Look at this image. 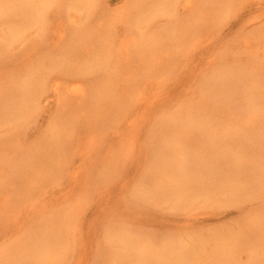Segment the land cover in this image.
Instances as JSON below:
<instances>
[{
	"label": "rangeland",
	"instance_id": "obj_1",
	"mask_svg": "<svg viewBox=\"0 0 264 264\" xmlns=\"http://www.w3.org/2000/svg\"><path fill=\"white\" fill-rule=\"evenodd\" d=\"M61 1L65 2L66 0ZM211 1L194 0V2H192L194 4L193 13H197V15L200 16L203 12L207 15H203V17L206 16V19H201L202 15L198 17L193 16V13H189L191 10H187L191 8L190 6H186L187 10L185 11H183L181 7L179 9V6L175 7L176 10L179 9L183 11L181 12L178 10L179 12H176H181L183 17L174 14L176 10L170 11L169 15L173 16H169V19L168 16L167 18L165 16L164 20L162 17L163 21L160 22V25L167 20L169 21H167L168 24H170L172 20L171 22L174 23L176 28L175 21L178 22L181 20L182 23H179L182 25L177 24V26L179 25V29L177 28V30L183 29L187 30V33H190L188 34L191 37H188L189 39L186 38L187 34L185 35V43L183 40H181V43H177L176 41L172 43L175 45V47H172L174 54L179 51L177 50L179 47H184V50L179 48L183 52L179 51L180 55L178 53L179 56L177 58H180L178 61L175 60V62L172 58L174 54L169 55V59H173L172 61L176 65L174 64L173 66V62L171 61V63L170 60H168L169 62H167V65L169 63V66L166 65L164 67V64L160 65L162 62H157L156 59L152 58L150 61L157 62V64L154 62L153 64H155V66H150L151 64H149L150 68L148 69L143 65L144 68L146 67L143 69L142 64L148 65L147 63L152 62L149 61L145 63L144 60L146 61V59L143 58V63H139L140 59L135 60L137 52L134 51L136 56H134V54L131 55L132 60L127 62L129 67L120 66L118 70L119 74L115 89L116 95L113 99L105 97L101 99V113L94 117L96 118V122L93 123L92 126H90L86 119L87 117L92 118L94 113L91 102H89V100L85 102V100L91 96L90 94L83 100L84 102H82V104L75 99L77 106L75 103L74 106H72L66 104L64 99L62 101V98L59 96L51 94L50 89H48L39 96V110L34 112L33 121L27 127V130H25V134L20 138L17 137L13 139L12 135H15L16 132L15 124L10 126L4 125L0 128V253L14 243L20 244L28 240L32 235L31 228L34 226L36 229L40 220L49 215L50 219H53L52 223L62 226L61 228L63 231L67 233V242L73 247L70 250L66 249L64 245L63 247L59 245L58 248H62L64 254V259L62 258L63 261L61 264H142L135 262L134 259L132 260V255L134 253L133 249L140 246V243L136 242L134 239L141 233H145L147 236H155L156 240H158L157 244H159L158 242L160 241L161 244H163V241H165L167 237V240L163 244H167V246L171 240H173L172 238H174L175 241H172L173 243L171 242V244L177 245L173 246L176 247L175 250L181 252L182 259L191 258V255L194 256V258L192 257L194 261L190 259L192 264L193 262L194 264L199 263V260L196 259L201 254L207 257L211 254L210 251L217 252V247L221 246L222 242L220 244V241L222 240L225 241V244L227 242L226 240L229 239V242H232L234 241L232 239H235V242L239 240L240 242H238L241 244L246 241L249 245L254 243L255 240L258 245L254 243L253 248H261V245V249L264 248V221H261L264 220V207L262 209L264 198L258 201L261 195L256 196L253 193L247 195V192H242L246 196L240 193L239 195H242V198L237 196L234 198V201L233 199L228 203L216 201L218 203L216 204V202L213 203L214 198L211 200L207 198L206 195L199 194L195 196L196 198L198 197V199L199 197L201 198L197 200L199 202H195V198L192 203L190 201L191 199L188 197L191 202L190 205V203L188 204L187 202L188 200L184 201L182 199L181 201V199L177 197L178 200L180 199L178 202L177 200L174 201L177 198L172 200L168 198V195L176 197L171 191L173 184L165 178L166 176L162 182L164 174L161 175L162 178L160 179L158 175L160 172L156 174L159 178H155L154 183L156 182L162 187L152 190L150 184H145L143 181L142 185L139 187L144 189L147 198L140 200L135 195L136 187H138L139 182L141 184L142 172L148 167V162L151 161L149 158L147 162V151H145V146H147V143L149 144L150 141L148 139H150L152 135L150 133L154 134L161 120H165L167 117L170 118L173 112L182 108L186 103H189L191 98V101H196L203 97V90H198L202 89V84L200 85V83L204 82L202 80L206 79L204 78L205 76L207 77L212 74L211 71H214L215 67L223 62L222 59L227 58L229 61V59L234 58L233 62L236 63L237 61L240 62L239 64H243V66H239L240 69L242 67V69H246L247 71H249L248 69L250 68L251 70L252 68L257 70L255 69L256 66L257 68L260 66L264 71V0H240L241 2L233 7L234 10L231 11V13L227 12L226 16H224V18L222 17L217 26L214 25L215 23L211 24V21H216V19L212 20L214 19L212 15H209L211 12L209 11L208 14L206 13L212 6L216 7L215 4L219 5L217 2L218 0ZM128 2L130 3L131 0H106L103 5L104 8L101 9L104 11V18L109 20L115 34L119 37L120 35L121 37L123 36L122 33H127V36L130 30V32H132L130 25L127 26L129 23H127L126 19L122 22L116 20L119 12L127 6L126 4H128ZM202 2L205 3L203 4L204 6ZM196 8L199 11H197ZM199 8L206 10V12L203 10L200 11ZM208 15L211 20L208 18ZM175 16H179L180 19H177L178 17L176 18ZM192 16L195 17L194 20L197 18L199 20L193 21ZM121 17L122 15L119 16V18ZM56 18L59 19V17H54L53 19L55 22H51V27L53 31L57 30L58 33L61 31L60 28L58 30V26L61 27V25L64 24V27L61 28H66L65 23L78 25L81 19H83L81 14L74 13L73 11L69 13L68 21L66 18H63L60 19L62 23H59L58 21L60 20L57 21ZM185 18L193 21L192 23L188 21L190 26L186 28L183 25V23H185ZM125 21L127 24H123ZM56 22L58 26L54 24ZM190 23L193 25L191 26ZM196 23L200 26L198 27ZM157 25L151 28L152 31L150 30L149 33L154 30H161V26ZM193 27L196 28V30H194ZM3 32H6L5 37H7V30H3L1 34L2 39H4ZM25 33L26 36H24L25 38H23L22 41L18 39L15 40L13 44L9 43L7 40H11L12 38L9 34L8 38H5L4 41L2 40L3 42H7V45L11 44L12 48L9 47L10 49L8 47V49H4L7 45L2 44L3 42L0 41L1 44L4 45L2 49H4V51L10 50L11 52V58L6 56L7 59H0V79H4L11 75L13 70L14 73H16V71L18 72L19 69L22 70L25 66V63L22 62L27 60L28 57H31L32 60H36V57L48 51V49H46L47 47L50 49L53 48L51 42H48V44L46 42L47 47L45 48V46H43L44 41L42 38L41 41L39 40L40 37L35 33V30H27ZM191 34H194V37L191 36ZM132 35L129 34V36ZM27 38L31 41L27 40ZM32 40H34V42H32ZM36 41H40V43H35ZM32 43H35V49H32L33 53H30V55L23 51L25 53V55H23V46L27 47ZM188 43L190 45H188ZM114 44L116 45L115 41ZM55 47L56 46H54V48ZM12 51H14V53ZM176 55L177 54H175L174 57L175 59H177ZM3 56L5 57V55ZM223 56L224 58H222ZM20 57L25 58L23 59ZM219 59L222 61L219 62ZM148 60L149 59H147V61ZM15 61L16 63H13ZM140 62H142V59ZM233 62L230 63L235 64ZM9 63L12 64L9 65ZM170 63L172 64L171 66ZM251 65L256 66L251 67ZM129 73L133 75L134 78ZM135 73L138 74L136 75ZM262 75L264 78V73ZM57 79H60V82H58V89L61 92V97L67 95V97L72 98L66 93V88L73 83L72 78L68 76H59L55 77L54 81ZM97 81V83L100 84L102 80L100 81V79H97ZM99 84L97 85L98 88H100ZM83 86L84 92L92 93L94 89L93 84H84ZM73 92L74 94L77 93L75 91ZM43 95L46 97L51 95V98H47V101L45 100L44 103L45 97L42 98ZM215 95L216 94H214V97ZM75 96L80 97L78 95ZM67 97L65 98L67 99ZM208 97L210 98V96ZM208 97L206 99L205 94L204 101L207 100L208 102ZM212 97L213 96H211L208 104L204 102V104L206 103L210 108L213 105H210L213 101ZM217 98L219 99L220 97L216 95L214 100ZM218 99L212 102L216 104L212 107L223 106L224 111L227 112L224 116L228 114L232 115L227 109V104H221ZM217 103H219V105H217ZM241 114H243V112H241ZM241 114H239L241 118L238 117L241 119V121L238 119L240 123L244 118L246 119V116ZM230 115L226 118L233 120L234 123H239L236 118L238 114L233 116L236 119H233L232 116L230 119ZM226 118L224 117V120ZM55 122L56 124L60 122V124L63 125L73 122L74 124L70 126L71 129L69 132L65 134V131L63 132L60 130L59 132L70 140L71 133H74L75 129H77V131L79 129L81 134L78 141H80V143L74 145L73 148L69 147L71 150H68L69 144H66V148H63L64 150L66 149V151L63 150L59 154L61 158H58V155L53 156V160H56L57 163L52 161L51 164H53V162L55 164L49 166L50 171H47L49 167L47 168L44 166L47 169L42 167V169H45V174L46 172L47 174L49 173V175L51 173L49 180L40 182L38 178L28 177L24 173L19 174L22 169H29V167L32 166L30 163L32 158L28 161L31 153L32 155L35 154L40 146L46 143L49 138L51 142L52 139L57 138L52 137V129L55 126ZM154 128H156L155 131ZM8 136H11V139L7 142L5 140ZM147 155L149 154L147 153ZM62 157H65L66 160L62 159ZM12 158L20 162L16 164L18 176H14L11 172L13 170L8 164V169L5 167V163L10 162ZM62 160L66 161V165ZM61 161L64 163L63 166L59 164ZM58 164L60 168L57 166ZM108 164L113 165L117 170H114L108 176H103L101 170ZM54 167L59 170L61 169L60 172L62 171V173H60L58 169L57 171L60 174L56 172ZM44 169L42 172H44ZM52 173L54 175H52ZM57 173L59 174L58 176H56ZM166 190L168 191L166 192ZM151 191H154V193L151 194ZM255 196V200L257 201L254 200ZM202 197L205 200L207 198L211 201L209 202L206 200L208 204H204L205 200H203L204 202L202 203ZM239 197L241 199H239ZM235 199H239V201ZM258 213H261L260 217L262 219L258 217L260 221L257 218V216H259ZM260 226L263 228L261 229ZM143 237L145 238L146 236ZM235 237H239L240 239ZM170 238L171 240L169 241ZM195 239H198L199 244ZM133 240L138 244L137 246L133 244ZM181 240L184 243H189L187 246L185 244L186 247L192 245L189 253L185 252V250L182 251L181 248L185 247L182 243V246L178 245ZM202 241L203 243L205 242L204 244L202 243V246L206 244V248L205 246L203 248L205 255H203V252L197 253L200 251V242ZM235 242H233V244ZM207 243L211 245H209V247H211L209 250L207 249ZM216 245L218 246L215 247ZM224 245L222 244V247ZM249 245H247L248 248ZM197 248L199 250H197ZM256 248H254L253 252L248 249V254L247 249L246 251L240 249L239 251L242 252L236 253V255L240 261L241 257H243L242 262L247 261L250 258L249 256H257L258 250H261ZM64 250L68 251V253L64 252ZM177 251L175 253L179 252ZM261 251H259L261 253L258 254V257L264 255L262 254L264 249ZM128 252H131L132 255ZM191 252L192 254H190ZM129 257L131 258V263L127 261ZM197 261L198 263H196ZM190 262L187 259V263L185 264H190ZM44 264L49 263L45 262ZM163 264L170 263L166 262Z\"/></svg>",
	"mask_w": 264,
	"mask_h": 264
},
{
	"label": "bare ground",
	"instance_id": "obj_2",
	"mask_svg": "<svg viewBox=\"0 0 264 264\" xmlns=\"http://www.w3.org/2000/svg\"><path fill=\"white\" fill-rule=\"evenodd\" d=\"M105 2L106 0H66L65 2H62L61 0H0V41H4L5 38H8V36L11 35V40H7L9 43L13 44L15 40L21 39L22 41L23 38H25L24 36H26L25 32H27V30H35V33H37L40 37L39 40L41 41L42 38L44 41V43H42L45 48L47 47L46 42L47 44L48 42H51V45L53 46L51 49L47 47L46 49H48V51L36 57V60H32L31 57L27 58V60L29 59L28 61L24 60L22 63H25V66H22V70L19 69V71H16V73H14L13 70L11 75L5 77L4 79H0V128H2L4 125L10 126L15 124L16 132L14 131L15 135H12L13 139L17 137L20 138L23 134H25V130H27V127L33 121L34 112L39 110V96L48 89H50L51 94L59 96L62 98V101L64 99L66 104H70L72 106H74V103L77 106L75 99L76 101L80 102V104H82V102H84L83 100L90 94L91 96H89L85 102L88 100L91 102L94 113L92 118L87 117L86 119L90 126H92L93 123L96 122V118L94 117L101 113V99L103 97L113 99V97L116 95L115 89L119 74L118 70L120 69V66L129 67L127 62L132 60V54L136 56L134 51L137 52L135 60L140 59L139 63H143L144 59H146L144 62L147 63L150 61V59L154 58L157 60V62H162L160 65L164 64L165 67L167 62H169L168 60H170V62L173 59L174 61H178L180 57H177L180 55L179 51H182L180 50L182 47L177 49L179 51L175 53L177 54V59H175V54L172 50V47H175V45L172 43L175 41L177 43H181V40H183L185 43L186 38H191L188 35L190 33H187V30L183 29L177 30L178 26L182 25L180 24L182 23L181 20L178 22L175 21V28L174 23L171 22L172 20L170 21V24H168L169 21L166 18L168 16L169 19L173 16L169 15V13L170 11H175L176 6H179V9L180 7L183 8V11L187 10L186 6H190L191 8H189L187 11L191 10L189 13L192 14L194 12V4L192 3L194 0H131V2H128V4H126L127 6L119 12L118 18L116 19L120 20L121 22L126 19L127 23L129 24H127L126 21L123 24L126 23L127 26L130 25V28L132 29V32H130L131 30L129 31L128 29L129 32L127 36V33H122V37L121 35L119 37L115 34L113 26L110 24L109 20L104 18V11L101 9L104 8L103 5ZM217 2L219 5L215 4L216 7L212 6L207 10V12L206 10L199 8L200 11L203 10L207 14L209 11L211 12L209 15L214 17L212 20L216 19L215 22L211 21V24L215 23V26L219 24V21L222 19V17L224 18V16H226L227 12L231 13V11L234 10L233 7L241 1L218 0ZM203 4L205 3L202 2V5ZM178 10H176L174 14H178L180 16L181 12L183 11L179 10L181 12L176 13L179 12ZM71 11L82 15L83 19H81L80 23L78 25L65 23L66 28H61L64 27V24L59 27L56 22L54 24H57L58 30L60 28L61 31L60 33H58L57 30L53 31L51 27V22H55L53 18L59 17V19L56 18L57 21L66 18L68 21V16ZM197 11L199 10L197 9ZM195 14L193 13L192 15L198 17L202 15L201 19H206L205 17L207 16L203 12L200 14V16L197 15V13ZM120 15H122L121 18H119ZM203 15L206 16L203 17ZM165 16V19L168 22H163V24L160 25V22L164 20ZM179 16L175 17L180 19ZM193 16V21H196L198 18L196 17L197 19L194 20L195 17ZM180 17L183 16L181 15ZM208 18L211 20L210 16ZM61 21L62 20L58 22L62 23ZM188 21L191 23L193 22L185 18L184 22L186 25L183 23L185 28L190 26ZM157 24L161 26V30H154L153 32L149 33L150 30L152 31L151 28H154V26ZM177 24L179 25L177 26ZM192 25L193 24H191V26ZM197 26L199 27L200 25ZM3 30H7V37H5L6 32H3L4 39L1 37ZM194 30H196V28H194ZM129 34L132 36H129ZM185 35L186 38L184 39ZM191 36L194 37V34H191ZM27 40L31 41L28 38ZM34 40H32V42H34ZM40 41H36L35 43H40ZM114 41L116 45L114 44ZM6 43L7 42H3L2 44L7 45ZM35 43H32L27 47L23 46L22 53H33L32 51L35 49ZM2 44L0 42V59H7L6 56L11 58L10 50L4 51V49L7 47H11V44L5 46L4 49H2L4 46ZM188 45L190 44L188 43ZM54 46L56 47L54 48ZM182 49L184 50V47ZM12 52L14 53V51ZM25 53L23 55H25ZM170 54H174L172 60L169 59ZM3 55H5V57ZM222 58H224V56ZM141 59L142 62H140ZM147 59L149 60L147 61ZM222 60L223 62L219 63L215 67L214 71H211L212 74L207 77L205 76L204 78L206 79L202 80L204 82L200 83V85L202 84V89L198 90H203V97L201 96L202 98H199L197 96L199 100L196 101H191V98L189 103H186L182 108L173 112L170 118L167 117L165 120H159L160 122L158 123L157 129L154 128V131L156 129V132L154 134L150 133L152 135L150 136V139H148L150 141L149 144L147 143V146H145V151H147V162L149 161V158L152 162L149 161L148 167L142 172L141 184L139 182L138 187L142 185L144 181L145 184H150L152 190L160 188L162 186L156 182L154 183V179L159 178V176L161 179V175L164 174L162 182L165 178L168 179L169 182L173 184L171 190L172 194L176 196L174 197L168 195V198L172 200L178 197L181 199V201L182 199L184 201L188 200L187 202L188 204L190 203V205L191 202L196 198L195 196H198L199 194L206 195V197L210 198L211 200L214 198L213 203L216 201L228 203L232 199L234 201V198L240 196L239 194L242 192H247V195L249 193H253L256 196L261 195L258 201L264 198V78L262 77L264 71L260 66L257 68L256 65H251V67L256 66L255 69H259L258 71L254 70L253 68V71L251 68L248 69L249 71L242 69V67L240 69L239 66H243V64H239L240 62L237 61L236 63L233 62L234 58L229 59V61L227 58ZM222 60L219 59V62ZM150 62H152V60ZM153 62L147 63L148 65L142 64L143 69L146 67L148 69L152 65L155 66ZM157 62L154 63L157 64ZM13 63H16V61ZM171 63L170 66L172 64L174 66L175 63ZM10 64L12 63H9V65ZM149 64L151 65L149 66ZM143 65L146 67L144 68ZM167 66H169V63ZM59 76H68L72 78L73 83H71V85L69 84L70 86L66 88V93L72 98L67 97V95H63V97H61V92L58 89V82H60V79L54 81V78ZM131 76L133 77V75ZM97 79H100V81L102 80L100 84L97 83ZM84 84H93V91L91 87L92 93L83 91ZM98 84L100 85V88H98ZM72 90L77 93L74 94ZM205 94L206 99L208 96H210V98L208 97V102L207 100L204 101ZM214 94L220 97L217 99L220 100L219 102L221 104H227V109L232 113V115L228 114L230 115V119L231 116L233 117L236 114L239 115L241 112H243V114L246 116V119L243 117L245 119H243V121L245 122L242 121L240 123L241 119L239 118L241 117L240 115H237L236 118L240 121L238 120L239 123H234L233 120L226 118L228 115L224 116L227 114V112L224 111L223 106L212 107L216 105L212 102L217 100H214L216 97V95L214 97ZM50 96L51 95H48L46 97L43 95L42 98L45 97L44 103L45 100ZM211 96H213V101L210 105H213L210 108V106L208 107L207 104L210 102ZM65 97H67V99ZM204 102L207 104H204ZM217 105H219V103H217ZM223 116L226 118L225 120ZM236 118L233 117V119ZM63 120L66 121L65 119ZM73 124L74 123L72 122L65 123L63 125L60 124V122L59 124H56L55 122V126L52 129L53 132H51L53 134L52 137L57 138L52 139V142L49 138L46 143L40 146L35 154L32 155L31 153L28 161H30L32 158L30 161L32 166H30L29 169H22L19 174L24 173L28 177L31 176L38 178L40 182L49 180L51 173L50 175L49 173L47 174V172L45 174V169L57 163L56 160H53V156L58 155V158H61L59 157V154L64 150L63 148L66 144H69L68 150H71L69 147L73 148L74 145L80 143V141H78L81 134L79 129L78 131L75 129L74 133H71L70 140L69 138L63 136L65 133L69 132L71 129L70 126ZM60 130L63 132L65 131L63 135L61 132H59ZM10 139L11 136H8L5 141L8 142ZM64 151H66V149ZM147 153L149 155H147ZM12 159H10V162L5 163V167L7 168L8 164L12 168L13 171L11 172L14 174V176H18L19 174L16 170V164L20 162H18L17 159ZM62 159L66 160L65 157H62ZM64 160L62 161L65 162L66 165V161ZM52 161L55 163L53 162V164H51ZM61 162L59 164L60 166H63L64 163L62 162V164ZM59 164L57 166L60 168ZM42 167L45 168H43L44 172H42ZM56 167L54 168L56 172H58V168ZM114 170H117V168L108 164L104 169L101 170V173L103 176H108ZM47 171H50V167ZM159 172L160 174H158ZM58 173L56 176L62 173V171L59 174ZM156 174L159 176L157 177ZM52 175L54 174L52 173ZM160 179L158 180L161 181ZM138 187H136L135 195L138 199L144 200L147 198L144 193V189ZM167 191L168 190H166V192ZM152 193H154V191H151V194ZM242 195L246 196L243 193ZM256 196L254 197V200L256 199ZM188 197L191 200L188 199ZM240 197L239 199H241L243 196L241 198ZM178 198L174 201L177 200L179 202L180 199L178 200ZM207 198L206 200L210 202L211 200H208ZM199 199L201 198L199 197ZM199 199L197 197L195 202H199L197 201ZM239 199L235 200L239 201ZM203 200L205 199H202V203L204 202ZM206 200L204 204H208L206 203ZM216 204L218 203L216 202ZM263 207L264 205L262 206V209ZM260 214L258 213L259 216H257V218L260 217ZM52 220L53 219H50V215L48 217L42 218L36 229L34 226L31 228L32 235L28 240L20 244L14 243L5 248L4 251L0 253V264H44L45 262L49 264H61L64 259V254L62 251L63 249L58 248L59 245H62V247L64 245L66 249L70 250L73 247H71L67 242V233L63 231L61 228L62 226L52 223ZM258 220L260 221L259 218ZM260 228L262 229L263 227L260 226ZM143 236L146 237L144 238ZM235 238L238 239L239 237ZM172 239L173 240L170 238L169 241H175L174 238ZM134 240L140 243V246H137L138 244H136ZM134 240L133 244H136L138 248L133 249V255L131 252L128 253L133 256L132 260L134 259L137 263L163 264L169 262L170 264H185L187 263V259L190 262L193 260L192 257L194 258V256L191 255V258L182 259L181 252L179 250V252L175 250L176 247L173 246L176 244L172 245L170 242L167 246L166 242V245H163L167 240V237L165 241L162 240L163 244H161L160 240V242H158L159 244H157L158 240H156L155 236H147L145 233H141L140 235L136 236ZM195 240L198 241V239ZM232 240H230L232 242H229V239L226 240V244L225 241H220V244L222 242V244L225 245L223 247L222 244L219 247L216 245L215 247L218 248V250H216L217 252L210 251L211 254L207 257H205L206 255L203 252V248L206 244L202 246L205 242H200V251L197 253L203 252V255L205 256H202L201 254L198 258L196 257V260H199V263L198 261L196 263L264 264V255L261 256L262 258L258 257V254L264 249H261L262 245L261 248L254 247L256 249H261L258 250L257 256H249L250 258L247 261L242 262L243 257H241L240 261L236 253L242 252L239 251L240 249L246 251L248 248L247 245L249 244H247L246 241L245 243L240 244L239 240V242L236 240L237 243L235 242V239ZM233 242L235 243L233 244ZM179 243V246H185V244L187 246L189 244L188 242L184 243L182 240ZM197 243L199 244V241ZM254 243L257 242L254 240ZM254 243L249 245L248 249L251 251ZM207 244V249H211V247H209L210 244ZM243 244L247 245L244 246ZM186 246L182 247L181 249L182 251L185 250V252L189 253L192 245H189L188 247ZM197 250L199 249L197 248ZM176 251L179 253V255L178 253H175ZM64 252L68 253V251L65 250ZM248 253L249 250L247 254ZM190 254H192V252ZM194 254L196 256L195 252ZM262 254H264V251ZM130 260L131 258L129 257V260L127 261L131 263L132 261L130 262ZM190 264H192V262H190Z\"/></svg>",
	"mask_w": 264,
	"mask_h": 264
}]
</instances>
